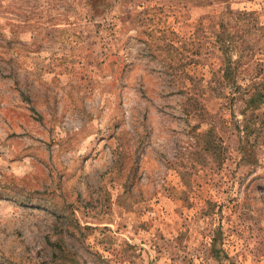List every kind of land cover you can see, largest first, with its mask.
<instances>
[{
	"label": "rangeland",
	"instance_id": "374dc122",
	"mask_svg": "<svg viewBox=\"0 0 264 264\" xmlns=\"http://www.w3.org/2000/svg\"><path fill=\"white\" fill-rule=\"evenodd\" d=\"M246 42L264 0H0V264H264Z\"/></svg>",
	"mask_w": 264,
	"mask_h": 264
},
{
	"label": "trees",
	"instance_id": "16d2710c",
	"mask_svg": "<svg viewBox=\"0 0 264 264\" xmlns=\"http://www.w3.org/2000/svg\"><path fill=\"white\" fill-rule=\"evenodd\" d=\"M244 42L241 39L240 43ZM238 45L233 46L237 55L232 64L234 69L233 88L237 94V96L234 94L233 99L238 100L239 95L244 93L243 89L245 87L237 81L240 80V75L244 73L242 68H247L249 79L245 85L247 98L245 107L250 112V123L253 125L252 133L259 137L262 136V139H264V47L255 49L246 42L242 50H240V47L236 50ZM254 126L256 127L254 128Z\"/></svg>",
	"mask_w": 264,
	"mask_h": 264
}]
</instances>
